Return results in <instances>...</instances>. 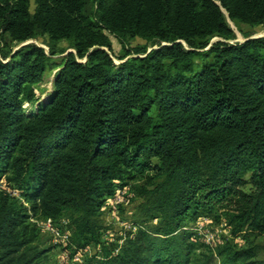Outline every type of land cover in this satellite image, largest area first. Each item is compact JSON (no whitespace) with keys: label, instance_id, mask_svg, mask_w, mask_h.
I'll return each mask as SVG.
<instances>
[{"label":"trees","instance_id":"obj_1","mask_svg":"<svg viewBox=\"0 0 264 264\" xmlns=\"http://www.w3.org/2000/svg\"><path fill=\"white\" fill-rule=\"evenodd\" d=\"M225 15L264 26V0H0V42L40 34L73 48L60 63L31 42L0 56V179L19 194L0 190V264H43L36 212L66 218L75 248L99 245L82 264H264V245L205 247L188 225L264 231V36L223 40ZM53 68L51 92L26 111ZM145 171L141 219L114 254L98 211Z\"/></svg>","mask_w":264,"mask_h":264},{"label":"rangeland","instance_id":"obj_2","mask_svg":"<svg viewBox=\"0 0 264 264\" xmlns=\"http://www.w3.org/2000/svg\"><path fill=\"white\" fill-rule=\"evenodd\" d=\"M31 4V9H33ZM90 9V3L86 6V10ZM226 21L233 32V37L223 39L228 42L242 41L245 38L256 36H264V26L262 25H248L245 23L232 21L225 15ZM112 41V53L114 62L117 61V56L123 54L116 39L110 36ZM220 39L218 36L213 35L209 38L210 42ZM35 43L42 47L44 51L57 63H60L63 56L73 51L72 45L69 40H50L47 35L37 34L34 38L28 39L22 43ZM22 43H17L5 35L4 41L0 42V56L9 53L11 50L16 49ZM145 41L141 38H134L131 40V45H143ZM206 49V48H204ZM56 68L46 70L40 81L33 85V92L35 97L31 101H23L22 105L26 111L32 110L39 101L46 99L52 89V81ZM149 171L137 172L134 178L126 180L124 185H117L111 195L105 197L103 205L98 211V222L101 225L99 229L100 241L104 243L114 242L118 246L112 249V253L119 252V245L122 243V238L125 233H133L136 231L137 226H134L139 221V206L143 199L139 195V187L146 182V177L150 175ZM7 190L12 195L19 197V194L12 191L6 185L5 178L0 179V190ZM244 191L250 190V185L247 184L242 187ZM22 202L24 199L20 198ZM26 203V202H25ZM25 205V204H24ZM28 206V203H26ZM47 218L43 217L36 212L31 214L29 221L36 227L37 242L41 247L48 248L45 257L42 260L43 264H82L87 256L98 253L99 245L91 241L86 242L83 247L75 248L72 242L73 228L69 225L66 218H59L52 220L50 224L47 223ZM151 224L156 223V220H151ZM193 228L196 233L194 239L203 243L205 247H213L216 243L224 240H232L237 245L243 246L246 241L258 242L264 245V231L255 237H246L242 234L240 237L231 238L228 229L224 222L216 223L212 217H199L194 222L188 224ZM54 231H51V227ZM245 240H244V239ZM117 249V251H115ZM264 257V250L259 253L258 258Z\"/></svg>","mask_w":264,"mask_h":264},{"label":"built area","instance_id":"obj_3","mask_svg":"<svg viewBox=\"0 0 264 264\" xmlns=\"http://www.w3.org/2000/svg\"><path fill=\"white\" fill-rule=\"evenodd\" d=\"M23 203L26 205L25 202H23ZM46 220H47L48 224H50V222L52 221L50 218H47ZM50 227H51V231H54L53 227L52 226H50ZM115 251H117V249H115Z\"/></svg>","mask_w":264,"mask_h":264}]
</instances>
